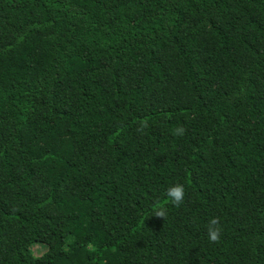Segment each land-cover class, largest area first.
I'll use <instances>...</instances> for the list:
<instances>
[{
  "label": "trees",
  "instance_id": "trees-1",
  "mask_svg": "<svg viewBox=\"0 0 264 264\" xmlns=\"http://www.w3.org/2000/svg\"><path fill=\"white\" fill-rule=\"evenodd\" d=\"M0 264H264V0H0Z\"/></svg>",
  "mask_w": 264,
  "mask_h": 264
},
{
  "label": "clouds",
  "instance_id": "clouds-1",
  "mask_svg": "<svg viewBox=\"0 0 264 264\" xmlns=\"http://www.w3.org/2000/svg\"><path fill=\"white\" fill-rule=\"evenodd\" d=\"M144 127H147V122H144ZM178 132L180 134L183 133V129H179ZM168 197L170 201L179 206L183 203L184 198V187L182 185H176L169 189L168 191ZM156 217L164 218L166 215V211L162 206H160V209L155 212ZM219 225V218H213L210 221L209 228H208V238L210 242L212 243H218L220 239L221 229L218 226Z\"/></svg>",
  "mask_w": 264,
  "mask_h": 264
},
{
  "label": "rangeland",
  "instance_id": "rangeland-1",
  "mask_svg": "<svg viewBox=\"0 0 264 264\" xmlns=\"http://www.w3.org/2000/svg\"><path fill=\"white\" fill-rule=\"evenodd\" d=\"M45 251H46V248L44 246L43 247L42 246H36L33 249V253L36 256L42 255Z\"/></svg>",
  "mask_w": 264,
  "mask_h": 264
}]
</instances>
